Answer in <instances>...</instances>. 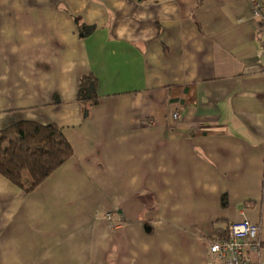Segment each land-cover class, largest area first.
<instances>
[{"label":"crops","instance_id":"0c3cea01","mask_svg":"<svg viewBox=\"0 0 264 264\" xmlns=\"http://www.w3.org/2000/svg\"><path fill=\"white\" fill-rule=\"evenodd\" d=\"M188 85L176 121L168 89ZM21 121L58 125L75 155L30 194L0 175V264H217L207 239L243 220L264 242L251 0H0V131Z\"/></svg>","mask_w":264,"mask_h":264},{"label":"trees","instance_id":"16d2710c","mask_svg":"<svg viewBox=\"0 0 264 264\" xmlns=\"http://www.w3.org/2000/svg\"><path fill=\"white\" fill-rule=\"evenodd\" d=\"M96 86L97 80L92 74L83 76L79 100L93 99L95 104L99 97ZM196 95L195 85L172 87L168 89L167 102L176 105L181 113L187 106L194 105ZM91 106L84 103L85 117H88ZM74 155L71 142L56 124L21 121L0 131V175L27 194L37 189Z\"/></svg>","mask_w":264,"mask_h":264},{"label":"built area","instance_id":"2783aa9c","mask_svg":"<svg viewBox=\"0 0 264 264\" xmlns=\"http://www.w3.org/2000/svg\"><path fill=\"white\" fill-rule=\"evenodd\" d=\"M253 17L258 19L264 35V0H251ZM176 121L182 119V114L176 111L173 115ZM152 125L153 122H148ZM106 220L111 228L120 227L115 214L107 213ZM211 259L217 264H253V257L261 254L263 239L260 227L249 220L236 222L231 226L228 235L213 236L207 239Z\"/></svg>","mask_w":264,"mask_h":264},{"label":"rangeland","instance_id":"374dc122","mask_svg":"<svg viewBox=\"0 0 264 264\" xmlns=\"http://www.w3.org/2000/svg\"><path fill=\"white\" fill-rule=\"evenodd\" d=\"M82 28H83V29L85 28L84 24H82ZM148 122H153V124H152V125H154V124H155V122H154V121H152V120H151V121L149 120ZM152 125H150V126H152Z\"/></svg>","mask_w":264,"mask_h":264}]
</instances>
